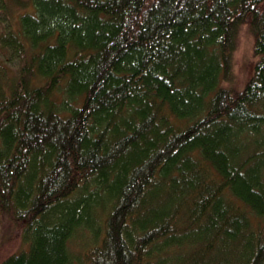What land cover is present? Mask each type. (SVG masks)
I'll return each mask as SVG.
<instances>
[{
    "label": "trees",
    "instance_id": "1",
    "mask_svg": "<svg viewBox=\"0 0 264 264\" xmlns=\"http://www.w3.org/2000/svg\"><path fill=\"white\" fill-rule=\"evenodd\" d=\"M9 5L0 264H264V0Z\"/></svg>",
    "mask_w": 264,
    "mask_h": 264
},
{
    "label": "rangeland",
    "instance_id": "2",
    "mask_svg": "<svg viewBox=\"0 0 264 264\" xmlns=\"http://www.w3.org/2000/svg\"><path fill=\"white\" fill-rule=\"evenodd\" d=\"M15 11L16 9L11 5L7 7V10L0 11V32H8L11 28L15 29L17 19ZM252 48L253 38L249 34L247 27H240L237 46L233 53L231 76L224 85L236 90L242 88L253 69L255 57ZM1 51L0 49V57H2ZM21 243L14 227L3 226L0 229V260L11 252L21 248Z\"/></svg>",
    "mask_w": 264,
    "mask_h": 264
}]
</instances>
